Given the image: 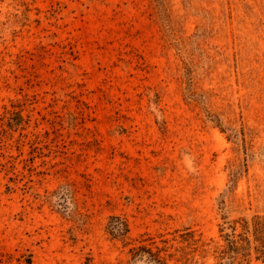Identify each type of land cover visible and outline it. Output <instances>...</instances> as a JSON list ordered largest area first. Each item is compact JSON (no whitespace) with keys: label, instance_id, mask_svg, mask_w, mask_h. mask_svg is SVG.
Returning <instances> with one entry per match:
<instances>
[{"label":"rangeland","instance_id":"1","mask_svg":"<svg viewBox=\"0 0 264 264\" xmlns=\"http://www.w3.org/2000/svg\"><path fill=\"white\" fill-rule=\"evenodd\" d=\"M256 218L264 0H0V264H219Z\"/></svg>","mask_w":264,"mask_h":264},{"label":"trees","instance_id":"2","mask_svg":"<svg viewBox=\"0 0 264 264\" xmlns=\"http://www.w3.org/2000/svg\"><path fill=\"white\" fill-rule=\"evenodd\" d=\"M229 177L231 181L235 180L234 171L229 173ZM111 220L115 222L108 228L111 235L124 237L128 234V227L123 220L118 217H111ZM252 230L254 233V244H251V242L243 236H241L239 241H236L231 234H225L224 238L228 253L225 252V260L219 264H241L244 258L250 255L251 252L256 255L257 260L264 264V219L256 218L252 225ZM130 253L134 260L143 259L145 255H147L152 259L154 264H167L166 260L159 256V251L153 253L151 249L145 246L133 248L130 250Z\"/></svg>","mask_w":264,"mask_h":264}]
</instances>
